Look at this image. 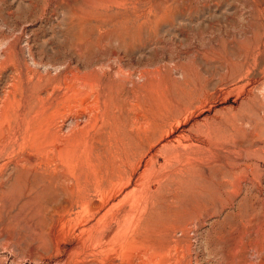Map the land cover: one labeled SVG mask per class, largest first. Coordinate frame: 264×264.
Here are the masks:
<instances>
[{
    "label": "rangeland",
    "instance_id": "rangeland-1",
    "mask_svg": "<svg viewBox=\"0 0 264 264\" xmlns=\"http://www.w3.org/2000/svg\"><path fill=\"white\" fill-rule=\"evenodd\" d=\"M90 37L94 43L75 48ZM8 48L31 66L109 67L110 106H130L139 95L151 101L157 91L175 104L164 126L171 133L151 149L136 147L131 159L141 165L129 184L111 185L108 204L127 234L141 223L160 264H264V175L255 178L264 0H0V60ZM14 70L0 71V105ZM182 135L178 149L190 153L178 155L169 145ZM152 153L156 162L142 175ZM8 167L0 176V264H75L82 229L98 214L86 199L72 204L67 188ZM86 189L89 198L101 197L94 181ZM122 258L118 248L100 264Z\"/></svg>",
    "mask_w": 264,
    "mask_h": 264
},
{
    "label": "bare ground",
    "instance_id": "bare-ground-1",
    "mask_svg": "<svg viewBox=\"0 0 264 264\" xmlns=\"http://www.w3.org/2000/svg\"><path fill=\"white\" fill-rule=\"evenodd\" d=\"M92 43L91 37L80 38L74 46L84 49ZM77 49L76 53L81 55L82 50ZM5 54L8 57L3 56L0 60V71L14 66L16 82L10 95L1 99L0 160L5 161L0 164V176L4 167L14 166L29 171L44 182L67 188L75 199L72 204L79 205L87 200L86 206H91L94 215L99 217L96 223L82 229L81 233L86 234L85 241L79 246L75 264L106 262L118 248L126 260L123 264H160L157 251L149 254L151 247L146 243L141 223L127 234L126 224L122 225L120 221L121 213L113 211L108 204L114 190L110 189L111 185L116 182L129 184L141 165L142 159L134 163L131 159L136 147L148 144L151 149L171 133L172 130H166L164 126L177 113L175 104L160 100L162 91H157L151 101L148 96L143 101V95L141 98L139 95L136 103H130V106H110L108 81L114 73L109 67L99 65L102 69L95 68L97 61L94 64L88 62L85 71H81L72 62L57 60L35 62L36 65L31 66L28 62L23 63L17 52V59L11 58L14 56L12 48ZM185 137L179 136L182 139L178 138L177 145H169L179 152L178 155L190 153L189 149L183 152L178 149ZM256 142L255 178L260 181L264 175V125L261 121H258ZM148 160L142 175L151 168V163L156 162L155 153ZM187 160L191 163L190 157ZM130 165L134 167L128 175ZM159 171L154 170L155 178H159ZM92 181L100 188L99 199L89 198L86 187ZM78 214L75 220H78ZM116 221L117 227L112 225ZM143 254L150 256L145 260Z\"/></svg>",
    "mask_w": 264,
    "mask_h": 264
}]
</instances>
